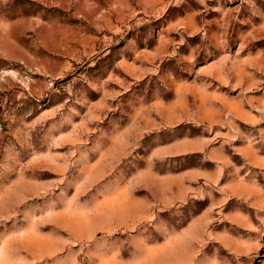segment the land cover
I'll return each instance as SVG.
<instances>
[{
  "label": "rangeland",
  "instance_id": "rangeland-1",
  "mask_svg": "<svg viewBox=\"0 0 264 264\" xmlns=\"http://www.w3.org/2000/svg\"><path fill=\"white\" fill-rule=\"evenodd\" d=\"M0 264H264V0H0Z\"/></svg>",
  "mask_w": 264,
  "mask_h": 264
}]
</instances>
